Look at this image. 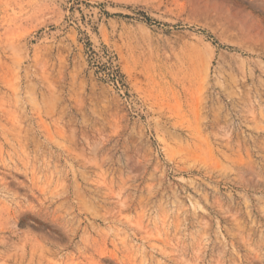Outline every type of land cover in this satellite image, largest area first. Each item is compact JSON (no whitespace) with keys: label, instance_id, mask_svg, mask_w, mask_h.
I'll list each match as a JSON object with an SVG mask.
<instances>
[{"label":"rangeland","instance_id":"374dc122","mask_svg":"<svg viewBox=\"0 0 264 264\" xmlns=\"http://www.w3.org/2000/svg\"><path fill=\"white\" fill-rule=\"evenodd\" d=\"M0 264H264V0H0Z\"/></svg>","mask_w":264,"mask_h":264}]
</instances>
